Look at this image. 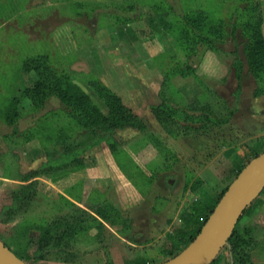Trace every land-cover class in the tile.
<instances>
[{
	"label": "rangeland",
	"instance_id": "1",
	"mask_svg": "<svg viewBox=\"0 0 264 264\" xmlns=\"http://www.w3.org/2000/svg\"><path fill=\"white\" fill-rule=\"evenodd\" d=\"M252 1L264 18V0ZM247 7L245 0H0V238L26 263L171 258L165 221L173 197L180 207L220 197L247 163V145L264 138V70L251 67L244 43L231 36L252 13ZM141 19L148 32L161 20L170 26L145 34ZM45 64L107 113L89 82L104 83L137 107L147 131L118 129L114 150L82 136L58 95L37 102L27 95ZM147 96L166 109L152 108ZM63 150L83 162H58ZM175 183L180 196L168 191ZM240 225L247 264H264V194ZM222 250L219 264L235 263Z\"/></svg>",
	"mask_w": 264,
	"mask_h": 264
},
{
	"label": "trees",
	"instance_id": "2",
	"mask_svg": "<svg viewBox=\"0 0 264 264\" xmlns=\"http://www.w3.org/2000/svg\"><path fill=\"white\" fill-rule=\"evenodd\" d=\"M246 1L248 6L247 9L250 10L252 8V13L246 21H243L241 25L239 23L235 24L233 30L231 31V36H233V41L236 43V45L240 46L239 43H244V52L249 59L251 67H254L255 70L262 71L264 70V18L260 15L261 10L260 12H256L258 8L256 5L254 6L255 3L252 0H245V2ZM200 13H198V15H202L203 12L200 11ZM169 26L170 25L168 22L161 20L156 22L151 27V29H149V32L143 30V33H159L162 29ZM237 31H239L238 36L242 39L241 41L237 38V36H234L237 34ZM184 33V30L180 31V34L183 36H185ZM245 37H247L246 41H244ZM196 44V42L190 41L189 49L191 50L196 48ZM236 61L240 62L238 58ZM38 63H40V61L37 60L33 64ZM241 64H238L239 68H242L243 64ZM36 67L37 68H35V70L37 71L38 80L34 87H31L26 91L27 95L36 100V102L53 93L58 95L67 104V108L63 111H65L68 116H70L72 120L75 121L78 131H80L82 136L90 135L99 142L105 141L114 150L116 131L118 129L129 126L144 132L147 131V125L143 123L145 120H143L142 117H139L132 108L126 106L122 98L104 83L99 81L89 82L97 94L105 101L108 108L107 113L102 112V110L93 103L90 95L86 94V92L82 90L79 85L73 84V82L69 79H66V77L59 75L56 71H53L49 66H47V64L42 67ZM256 94L258 95V91H256ZM35 95L41 97H36ZM153 107L161 111L162 109H166L167 106L166 104H162L160 106ZM212 119L213 122L220 124V121H216L219 120L216 117ZM247 149V163L242 167L240 166L237 168L235 178L238 177L240 172L251 160L264 153V138L257 140L253 145H247ZM82 159L81 153L77 151L63 150V152L57 158V161L80 162ZM228 188L229 187H227L218 198L208 197L205 200H197L193 203L192 211L189 212L184 218L186 226L175 229L173 234L170 236V247L168 250H165V254L171 255V258H174L191 244V242L201 232L202 228L208 221L210 215L213 213ZM262 194H264V190L261 195ZM258 198L246 208L231 238L229 239L228 244L224 246V248L230 254V259H235V263L233 262L230 264L248 263L247 251L249 250V246L248 244L244 243L243 238L247 230L240 225V222L244 215L251 213V211L255 208V203ZM245 246L247 248H245ZM222 251L211 264H219L222 261ZM18 256L22 258L20 255ZM126 264H146V261L137 259L134 262L126 261Z\"/></svg>",
	"mask_w": 264,
	"mask_h": 264
},
{
	"label": "water",
	"instance_id": "3",
	"mask_svg": "<svg viewBox=\"0 0 264 264\" xmlns=\"http://www.w3.org/2000/svg\"><path fill=\"white\" fill-rule=\"evenodd\" d=\"M264 190V153L229 186L201 232L179 255L161 264H211L228 244L246 208ZM0 264H28L0 238Z\"/></svg>",
	"mask_w": 264,
	"mask_h": 264
},
{
	"label": "crops",
	"instance_id": "4",
	"mask_svg": "<svg viewBox=\"0 0 264 264\" xmlns=\"http://www.w3.org/2000/svg\"><path fill=\"white\" fill-rule=\"evenodd\" d=\"M145 26H146V24H145V20L143 21L142 19H141V32L143 31V29L145 28ZM160 33V32H159ZM158 34V33H157ZM263 34H264V23H263ZM152 36V35H151ZM142 38V37H141ZM144 38H146V37H144ZM110 83V82H109ZM111 84V86L112 87H114L113 86V84H112V82L110 83ZM153 99V98H152ZM151 99V96H147V100H146V102L145 103H147L148 102V100L150 101V103L149 104H151V107L152 106H156V105H158L159 103H156L155 102V100H153V101H151L152 100ZM132 108H134L135 110L137 109V107H135V106H133L132 105ZM135 113L136 114H138L139 112L138 111H135ZM141 114H142V112H141ZM141 117H142V115H141ZM122 171V170H121ZM122 173H123V171H122ZM128 183V182H127ZM129 184V183H128ZM131 185H132V187L133 188H136V187H134L133 186V184L131 183ZM175 187L174 188H172V189H169L168 191H169V193L171 192V193H174L175 195H177V196H180V195H182V194H180L179 192H180V190H179V188H177L176 187V185H178V183H175V184H173ZM126 188V187H125ZM139 193V196L137 195V194H134L135 195V198H139V197H141V202L143 201V199H144V196H143V194H142V192H141V194H140V192H138ZM140 200V199H139ZM192 202V201H191ZM191 202H189V203H191ZM189 203H187L186 205H185V203H183L182 205H181V207L179 206V202L178 201H176L175 200V197H173V200H172V202H171V206H172V209H169V211H168V219H170L171 220V222L169 223L168 222V220H166L165 222H166V224H167V227H168V231H169V233H172L173 234V231H172V228L174 227V226H176V228H183V227H185L186 225H185V220H184V218L186 217V215H187V213L188 212H191L192 211V208H193V203L190 205ZM176 205V204H178V211L177 210H175V209H173V205ZM190 205V206H189ZM173 220V221H172ZM175 228V229H176ZM171 234V235H172ZM170 235V236H171ZM169 240H170V238H169ZM170 244V243H169ZM140 259H142V258H140ZM127 261H132V262H134L133 260H131V259H128Z\"/></svg>",
	"mask_w": 264,
	"mask_h": 264
}]
</instances>
